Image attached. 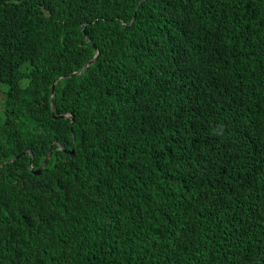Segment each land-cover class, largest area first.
I'll list each match as a JSON object with an SVG mask.
<instances>
[{
	"label": "trees",
	"instance_id": "16d2710c",
	"mask_svg": "<svg viewBox=\"0 0 264 264\" xmlns=\"http://www.w3.org/2000/svg\"><path fill=\"white\" fill-rule=\"evenodd\" d=\"M0 91V264H264V0H0Z\"/></svg>",
	"mask_w": 264,
	"mask_h": 264
},
{
	"label": "clouds",
	"instance_id": "9594fccd",
	"mask_svg": "<svg viewBox=\"0 0 264 264\" xmlns=\"http://www.w3.org/2000/svg\"><path fill=\"white\" fill-rule=\"evenodd\" d=\"M99 53H100V51H99L98 46H94V54H93V56L83 66H85V65L87 66L88 64H90L99 55ZM86 66L84 67V69L86 68ZM81 71H83V70L81 69L79 72H81ZM72 73H76V72L74 71ZM230 89H231L232 92H228V91H226V90H224L222 88H218L217 87L216 88L217 92L214 93V95L210 99H206L202 103L201 112L203 114H205V115H211L214 111L217 110L218 107H221L222 106V104L224 103V100H228L229 99V97H230L231 94H233V96L235 98H240V96H238L235 92H233L234 89H232V88H230ZM53 92H54V85L52 84V89L50 91V96L53 94ZM212 101H217V104L216 105H211L210 103ZM50 107H51V109H53V104H51ZM53 114H54V112L52 113V115ZM60 114H66L67 116L66 117H63V118H69L70 120H73V117H72V119L70 117V115L73 116V114L70 111L65 112V113H59L57 116L59 117ZM59 118H62V117H59ZM61 147L64 148L62 145H60V143H58V148L61 149ZM71 149L73 151V148H71ZM71 149L65 150V148H64L65 151L63 149H61V150L64 151V152L70 153V150ZM26 150L27 149H24L21 153L16 154V155H18V157H19V156L23 155ZM51 150L52 149L50 147L49 151L45 154V157H46L47 154L49 155V153H50ZM73 153H74V151H73ZM73 153L70 154V155H73ZM16 155H14V156H16ZM30 155L32 156V153L29 151V159H30ZM18 157H16V158H18ZM11 158L9 159V161L13 160ZM16 158H14V159H16ZM47 159H48V157H47ZM32 160H33V156H32ZM32 160H31V163H29V160H28L27 169L31 173L35 174L33 171L36 170L43 163L44 160L37 167H33ZM46 162H47V160H46ZM44 165L45 164H43L41 166L40 171H41V169L43 168ZM40 171H39V173H40ZM179 210H180V212L182 211V205L179 207ZM172 217H176V215H174ZM254 223H255V226H252L250 228V230L244 236L240 237L237 240V242L240 239H245V240L251 242L255 246V249H256V247L260 243L264 242V219L261 220L260 222H254ZM196 252H197V250H196V245L195 244H193V243H190L189 245L188 244H185V245H183L180 248V253H181L180 258H185L187 256H189V257H192V256L195 257ZM154 253H156V255H155L156 258L157 257H160L161 255H163V252L161 251V249L154 251ZM252 257H248V259H251ZM137 259L138 258H132L128 264H136L138 262Z\"/></svg>",
	"mask_w": 264,
	"mask_h": 264
},
{
	"label": "water",
	"instance_id": "95a60500",
	"mask_svg": "<svg viewBox=\"0 0 264 264\" xmlns=\"http://www.w3.org/2000/svg\"><path fill=\"white\" fill-rule=\"evenodd\" d=\"M85 66H86V65H85ZM85 66L82 67V70L84 69ZM66 116H67L66 114H60V115H59V117H62V118H63V117H66ZM70 117H71V119H72L73 116L70 115ZM61 149L64 150V148H62V147H61ZM64 151H65V150H64ZM72 153H73V151H72V149H71V150H70V154H72ZM16 157H18V155L13 156L11 159H14V158H16ZM47 157H48V154L46 155V157H45L43 163H42V164H41L36 170L33 171L35 174H38V173H39L41 166H42L43 164L46 163ZM31 160H32V156L30 155L29 163H31Z\"/></svg>",
	"mask_w": 264,
	"mask_h": 264
},
{
	"label": "rangeland",
	"instance_id": "374dc122",
	"mask_svg": "<svg viewBox=\"0 0 264 264\" xmlns=\"http://www.w3.org/2000/svg\"><path fill=\"white\" fill-rule=\"evenodd\" d=\"M2 96H3V93L0 91V101H1Z\"/></svg>",
	"mask_w": 264,
	"mask_h": 264
}]
</instances>
